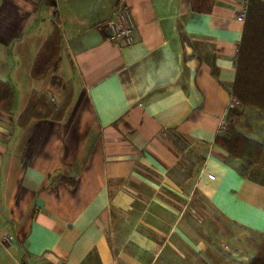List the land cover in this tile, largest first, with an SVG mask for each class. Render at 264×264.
Returning <instances> with one entry per match:
<instances>
[{
  "label": "crops",
  "instance_id": "1",
  "mask_svg": "<svg viewBox=\"0 0 264 264\" xmlns=\"http://www.w3.org/2000/svg\"><path fill=\"white\" fill-rule=\"evenodd\" d=\"M55 4L59 62L35 76L53 11L0 0V81L14 92L0 109V264H249L264 235V116L234 120L263 146L250 165L216 142L244 0ZM122 9L130 45L104 28ZM35 93L62 111L22 117Z\"/></svg>",
  "mask_w": 264,
  "mask_h": 264
},
{
  "label": "trees",
  "instance_id": "2",
  "mask_svg": "<svg viewBox=\"0 0 264 264\" xmlns=\"http://www.w3.org/2000/svg\"><path fill=\"white\" fill-rule=\"evenodd\" d=\"M44 3L53 11L52 19L54 26L49 38L43 46V49L35 59L33 66V74L35 76L42 75L49 69H55L59 62V15L56 10L55 0H44ZM259 17L262 19L264 18V3L261 2V0H248L244 30L237 58L236 77L231 90V96L235 98L236 101L238 100L241 107L237 108L236 105H233L227 110V114L225 116L226 127L223 133L216 137V142L226 148L231 155L246 158V165H250L259 157L263 150V146L242 137L235 129L234 120L241 118L243 116V110L247 107L259 110L260 114L264 116V65H262L261 69H259L262 75L259 79L258 87L250 86L249 97H246V92H243L244 90L238 87L239 68L241 62L239 60L242 59V55L244 56V51H246V39L248 36L250 53V51H252L253 41L258 38V33L262 30V26L258 23V20H260L259 22H262V19H259ZM44 95L46 94H33L24 113L22 114V117H55L62 111L61 109L59 110L56 108L50 100H45L44 103L35 105V103L38 102V100L35 99L41 98ZM13 99L14 92L11 87L0 81V109H9L12 106ZM263 240L264 235L256 247L257 251ZM257 251L251 258L249 264H264V256L257 255Z\"/></svg>",
  "mask_w": 264,
  "mask_h": 264
},
{
  "label": "rangeland",
  "instance_id": "3",
  "mask_svg": "<svg viewBox=\"0 0 264 264\" xmlns=\"http://www.w3.org/2000/svg\"><path fill=\"white\" fill-rule=\"evenodd\" d=\"M45 12L50 13L49 9L42 6L41 13L44 14ZM259 19H262V18L259 17ZM259 21L260 20H258V23L262 26V30H260V32L258 33V38L253 41L252 51H250L249 53V36H248V38L246 39V51H244V56L242 55V59L239 60L241 62H240V68H239L238 87L242 88L244 90L243 92H246V97H249V87L250 86L258 87L259 79L262 75L259 69H261V66L264 65V18L262 19V22H259ZM48 96L49 95L46 94L41 98H36L35 100H38V102L35 103V105H40L44 103L45 100L48 101L49 100ZM234 105H236L237 108L241 107L238 100H237V103H235ZM198 161L200 162V158L198 159ZM257 255L264 256V240L259 246ZM6 257H10V255L8 256L6 255ZM17 260H18V263H21L22 259L17 258Z\"/></svg>",
  "mask_w": 264,
  "mask_h": 264
},
{
  "label": "built area",
  "instance_id": "4",
  "mask_svg": "<svg viewBox=\"0 0 264 264\" xmlns=\"http://www.w3.org/2000/svg\"><path fill=\"white\" fill-rule=\"evenodd\" d=\"M248 0H244V7L241 11V17H245L247 10ZM104 28L108 32L110 39L116 40L122 37L126 45H130L134 41L133 29L134 25L130 14L126 9L119 10L114 13L112 18L104 24ZM231 103L235 104V98H231ZM226 127L225 118L219 122V132H223Z\"/></svg>",
  "mask_w": 264,
  "mask_h": 264
}]
</instances>
